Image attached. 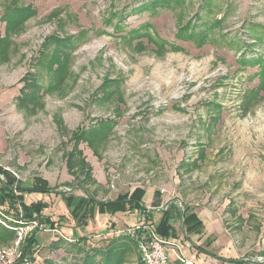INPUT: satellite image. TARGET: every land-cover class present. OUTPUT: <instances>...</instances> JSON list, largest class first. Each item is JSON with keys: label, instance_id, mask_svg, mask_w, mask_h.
Returning <instances> with one entry per match:
<instances>
[{"label": "rangeland", "instance_id": "rangeland-1", "mask_svg": "<svg viewBox=\"0 0 264 264\" xmlns=\"http://www.w3.org/2000/svg\"><path fill=\"white\" fill-rule=\"evenodd\" d=\"M152 1L0 0L2 38L6 16L19 7L33 9L10 34L7 60L0 63V166L24 185L38 175L53 187L48 194L25 198L27 204L46 202L43 213L56 228L36 230L34 264L73 261L75 242L58 232L74 229L79 235L83 226L70 217L64 194L89 193L108 201L136 186L148 190V207L149 194L159 189L166 203L177 200L202 213L205 232L191 240L206 250L264 264L262 63L242 64L255 58L264 62V0H169L156 8ZM186 24L195 25L190 41L184 31L177 35ZM133 31L137 38L130 39ZM199 33L208 34L205 44ZM53 34L72 37L76 44L69 51L68 71L50 88L46 67H37L42 105L23 106L17 99L23 79L34 73L39 52L53 47L43 48ZM161 40L164 49L158 47ZM107 80L114 82L106 84L110 94L103 95L100 86ZM99 119H108L112 127L99 135L94 149L85 139L74 147L72 131ZM0 209L24 220L20 209L18 217L5 206ZM155 213L156 221L160 213ZM130 214L96 213L89 220V236L107 243L112 237L107 232L153 225L144 215L131 221ZM174 227L183 235L178 220ZM208 233L216 239L210 246L204 243ZM11 239L0 238V246ZM175 251L168 264H197L182 246ZM137 255L127 264H138Z\"/></svg>", "mask_w": 264, "mask_h": 264}, {"label": "trees", "instance_id": "trees-1", "mask_svg": "<svg viewBox=\"0 0 264 264\" xmlns=\"http://www.w3.org/2000/svg\"><path fill=\"white\" fill-rule=\"evenodd\" d=\"M168 1L169 0H153L151 4L154 8H156L157 6H168ZM31 15H33L32 8L19 7L13 12L12 15L6 16V35L5 38L0 37V63H2V61L7 60V48L11 42L9 40L10 34L19 27H22L23 22ZM114 26L116 27L115 30L119 31L117 24ZM187 26L188 24L182 25L179 29L180 32L177 35L179 36V34L184 31L185 33H188L187 40L190 41L192 39V36L196 34L194 32L195 25H193L192 27ZM133 33H135V31L130 32V34L127 36L130 37L131 35L130 39L137 38L135 34L133 35ZM198 35L200 43L205 44L208 40V34L205 33L201 36L199 33ZM138 36H140V34H138ZM72 40V37L59 36L55 34L50 35L46 39V43L45 45H43V48H48L50 45H53V47L47 54L42 51L39 52L40 57H37V63H35V74L28 73L23 79V86L20 88L19 96L17 97V99H19L18 102L20 104H22L23 106L42 105V94L40 93V84L37 79L35 80V78L37 77V72L39 71L37 67H46L50 80L48 86L50 88L57 87V83L63 81L62 76H64L68 71L67 65L70 54L69 51L70 49H73L76 45L74 41L72 42ZM165 46L166 41L161 40L160 43H158V47L160 49H164ZM170 48L174 50L180 49V47L174 45L170 46ZM255 60L257 61L243 60L242 64L262 63V65L260 66L261 68L259 70V77L261 78V82L258 86H260L261 89L264 90V62H261L262 60L259 61L258 58H255ZM114 80H107L101 84L100 89L103 91V95L110 94L109 90H107L106 84L108 82H114ZM111 125L112 122L108 119H99L97 121V124L93 126L88 125L86 128L83 126L77 127L76 130L72 131L71 141L74 142V147H77V145L85 139L86 141H88L89 144H91V148L94 149V144L99 135L101 133H104L106 130H110L112 127ZM88 134L91 135L87 138ZM80 162L83 163V160L80 159ZM73 164L74 161H72L71 155L68 158V165L71 166ZM1 176L3 178H1ZM52 190L53 187L48 184L47 180L39 176L34 178L32 185L25 186L21 181L16 178L13 173L6 170L3 166H0V207L5 206V209L13 210L12 213H9L14 217H18V209H20L21 217L25 221L30 220L35 216L41 223H49L51 224V227L54 228V222L51 221V219L48 216H45L43 213V210L47 208V203L40 199L27 204L24 201L23 197V194L27 192L48 194ZM144 194L145 190L142 187H135L132 191L119 194L115 199L108 201L97 200L93 197V195L91 197L89 193H87L85 197H76L72 194H64L63 200L69 211L70 217L78 225L84 226L87 224L88 220L94 218V215L96 213H107L113 215L117 212H129L136 210L142 216L144 215V218L149 219L150 213L146 211L142 201V197ZM175 218L181 219L183 230L187 235H201L204 231L203 223L199 219L197 214L192 210V207L187 204H184L182 205V209H180V207H178L177 203L175 202H171L168 205L167 209L163 211L161 219L154 228L155 231L163 238L176 237L177 232L173 225V220ZM35 233L36 231H33L31 234H29L26 237L22 246V252L25 254H30L31 257H33V255L35 254V248L37 245V238ZM13 236L14 231L12 229H8L0 225V238L4 239V242L10 240ZM80 240L83 239L80 238ZM75 243L74 245H76ZM194 246L198 250L204 251V249H200V247L196 244ZM134 247L136 248V245L134 241H132V239H130L124 234L118 235L108 240L104 248H94L90 252L86 253L83 258L74 256L72 257V262H67L65 264H123V262H125V260L128 258L129 252ZM76 252L81 253L83 252V250L78 247L76 248ZM228 261L233 262L235 264H245V261L242 259H228Z\"/></svg>", "mask_w": 264, "mask_h": 264}, {"label": "built area", "instance_id": "built-area-1", "mask_svg": "<svg viewBox=\"0 0 264 264\" xmlns=\"http://www.w3.org/2000/svg\"><path fill=\"white\" fill-rule=\"evenodd\" d=\"M4 168L15 175L10 168ZM1 178L3 177L1 176ZM141 224L142 223L131 226L123 232V234L132 239L136 245L139 259L138 264H168V245L170 243L164 238L159 237L152 225L144 224L141 226ZM0 225L14 231V236L11 241L7 245L0 246V264H34L31 255L22 252V246L26 237L38 229L48 233L56 231V228L49 227V225L44 223H39L37 219L25 221L7 216L2 213L1 209ZM58 233L60 237L67 242L74 243L77 241L75 238L67 237L60 232ZM171 245L174 246L173 250L174 248L180 250L179 246L174 242ZM177 257L179 258L178 255Z\"/></svg>", "mask_w": 264, "mask_h": 264}, {"label": "crops", "instance_id": "crops-1", "mask_svg": "<svg viewBox=\"0 0 264 264\" xmlns=\"http://www.w3.org/2000/svg\"><path fill=\"white\" fill-rule=\"evenodd\" d=\"M71 135H72V133H71ZM38 176V175H37ZM37 176H34V178L35 177H37ZM39 177H41V176H39ZM34 178H33V180H32V182H31V184H29V185H25V186H30V185H32L33 184V181H34ZM43 178V177H42ZM43 179H45V178H43ZM46 180V179H45ZM136 187H142V186H136ZM135 188V187H134ZM134 188H132L130 191H132ZM144 190H145V194L143 195V197H142V201H143V204H144V207H145V209H146V211H148L149 213H150V218L152 219V221H150V223L152 224L153 223V227L155 228V226H156V224L159 222V220L161 219V217H162V213H163V211H165L166 209H167V207H168V205L171 203V202H175V203H177V206L178 207H180V209H182V205H184V204H186V203H181V202H177V200H171V201H169V203H166L165 201H163V199H161V193H160V190L159 189H155L152 193H150L149 195H152L153 196V199L150 197L149 199H150V202H151V207H148L144 202V199H145V197L146 196H148V190H146L144 187H142ZM129 191V192H130ZM122 194V193H121ZM41 196L42 194L41 193H35V192H27V193H24L23 194V197H24V201H25V198L27 197V196ZM119 195V194H118ZM117 195V196H118ZM40 198V197H39ZM111 200H113V199H111ZM188 205V204H187ZM190 206V205H189ZM191 207V206H190ZM192 210L197 214V216L199 217V219L202 221V223H203V227H204V231H203V233L201 234V235H196V234H189V235H187L185 232H184V230H183V227H182V221H181V219L180 218H175L174 220H173V225H174V221H176V220H178L179 222H180V227H181V230H182V234L183 235H178L179 233L177 232V230H176V232H177V236L176 237H170V238H164L167 242H169L170 244V246L168 245V248H169V251H168V255H169V257L171 256V253H175L176 254V249L174 248V250H173V247L174 246H172L171 244L174 242L175 244H177L178 246H179V248L182 246L186 251H189V248L191 249L189 252H190V254L192 253V257H193V260H195L196 258H197V264H206V259L207 258H212V260L214 261V262H223V263H228V264H235V263H233V262H230V261H228V259H238V258H224V257H221V256H218V255H216V254H214L213 252H210V251H208V250H206L204 247H202L201 245H199V243L197 244L196 242H194V241H192L191 240V237L192 236H197V238L200 240L201 238H202V235L204 234V232H205V229H206V224H205V222H204V220H203V218L201 217V215H202V213H198L197 211H195L193 208H192ZM159 212L160 213V216L158 217V220H154L153 219V216L156 214L155 212ZM128 212H117V213H115V214H113V215H110V214H107V213H104V214H99V215H107V216H112V217H120V216H122V215H125V214H127ZM131 221L134 219L133 217H135L137 220H140L141 218H142V215L138 212V211H136V210H133V212L131 211ZM96 214L94 215V218L96 219ZM94 218H92L93 220H94ZM144 218V217H143ZM141 221V220H140ZM139 221V222H140ZM130 224V226L131 225H135V223H129ZM139 224V223H138ZM79 232H81L79 235L77 234V231H75L74 229H71V231H70V233L68 234H64L65 236H67V237H70V238H75V239H77V241H76V245H75V247L76 248H81V247H87L86 248V251H84V252H81V253H78V252H76L75 254H74V256L76 257H79V258H83L85 255H86V253H88V252H90L91 250H93L94 248H98V247H104L105 246V244L106 243H101V244H98L97 243V241L94 239V238H96L97 236H89L90 235V232H93V229H92V226H90V224H89V220H88V222H87V224L86 225H84L83 226V229L82 230H79ZM123 232L124 231H122V230H120V229H116V230H113L112 231V233H106V235H110V234H112V235H110V236H112V237H115V236H118V235H120V234H123ZM157 233V232H156ZM157 235L159 236V237H162V236H160L158 233H157ZM210 235V233H208L207 234V236H205L204 237V239H205V241H204V243H205V245H207V246H210L211 245V243L213 244L214 243V241L216 240V239H214L213 237H211V236H209ZM78 236H80V237H78ZM88 236V238H86V237ZM209 236V239L207 238ZM81 237H85L86 239L84 240H80V238ZM91 237V238H90ZM111 237V238H112ZM184 237V238H183ZM211 237V238H210ZM163 238V237H162ZM58 240V239H57ZM79 244V245H78ZM197 245V246H199L200 247V249H204V251H202V250H198L194 245ZM88 246H90V247H88ZM207 252V253H206ZM137 253V252H136ZM135 253V251H133V249L129 252V255H128V258L126 259V260H128V259H131L132 258V256L135 254V255H137ZM70 256H71V254H70ZM138 256V255H137ZM240 259V258H239ZM126 260H125V262H123V264H127V262H126ZM131 264H133V263H131ZM137 264V263H136ZM209 264H211V262L209 261Z\"/></svg>", "mask_w": 264, "mask_h": 264}]
</instances>
